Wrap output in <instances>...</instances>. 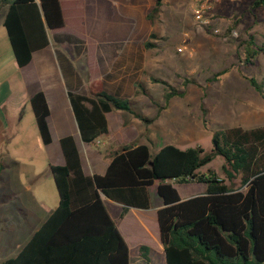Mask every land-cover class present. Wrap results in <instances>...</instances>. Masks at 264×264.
Segmentation results:
<instances>
[{"label":"trees","instance_id":"1","mask_svg":"<svg viewBox=\"0 0 264 264\" xmlns=\"http://www.w3.org/2000/svg\"><path fill=\"white\" fill-rule=\"evenodd\" d=\"M162 5L163 0H156L147 15L152 23ZM2 6L8 7L4 26L19 67L27 66L32 53L48 45L46 27L59 30L66 25L60 0H0ZM252 8L264 9V0H255ZM153 39H157L155 33L145 42L147 49L154 46ZM245 45V62L254 65L253 60L264 55V42L257 45L251 37ZM245 78L264 97V78ZM94 87H90V96L70 94L85 143L109 135L106 114L114 111L152 122L136 111L130 100L95 91ZM136 87L148 94L142 84L136 83ZM169 88L167 101L182 94ZM30 102L42 140L48 145L52 138L45 96L38 93ZM215 138L217 143L210 153L201 147L181 149L172 144L152 153L146 144L125 145L113 153L105 175L90 178L84 176L72 138L62 139L66 164L50 167L58 207L19 254L2 264H131L130 248L101 193L121 204L125 215L129 208H151L150 189L154 185L163 203L158 226L165 264H264V153L258 155L257 150V145L264 143V131L238 128L219 132ZM219 156L225 160L223 170L230 182L244 173V189H233L211 170L200 172ZM5 168L0 162V182ZM174 183L204 184L206 190L182 199ZM139 252L150 264L151 248L143 245Z\"/></svg>","mask_w":264,"mask_h":264},{"label":"crops","instance_id":"2","mask_svg":"<svg viewBox=\"0 0 264 264\" xmlns=\"http://www.w3.org/2000/svg\"><path fill=\"white\" fill-rule=\"evenodd\" d=\"M254 1L252 0V5ZM168 2L169 0H163L164 4H168ZM247 2V0L211 1V24L205 29L211 33H214V30H219L220 32L216 35H224L226 31H230L229 33L236 31V23L231 18L238 17L235 11L236 7L240 3ZM60 3L65 18V27L59 30H50L46 27L48 45L35 50L32 53L31 62L25 67L18 66L4 26L8 7H0V162L6 165L1 174V181L8 173L11 174V170L15 172L14 176L18 180L20 179L17 168L14 170L21 164L16 160L18 156L20 159L30 162L29 167L26 168L28 185L20 183L17 188L14 187L10 197L0 200V205H6L8 201L17 199V195L21 193H25L27 196L25 204L18 208L23 220L14 221L5 214L0 216V264L17 256L33 234L58 207L59 201L58 204H53L47 200H39L36 196L37 189L31 183L38 181V190L43 186L51 191L56 188L50 167L66 164L61 144L62 139L72 138L84 176L89 178L94 175H105L113 153L125 146L123 138L118 137L119 139H117L113 136L114 127H111V118L116 111L106 114L109 135L102 136L93 143H85L78 127L70 94L90 96V87L94 84L95 91L104 92L119 99H124L132 94L140 95L137 94V80L120 75L119 69H128L130 75L139 74V58L146 54L150 65L149 70L154 74L159 72L158 65L169 57L165 46L157 44L156 39L152 40L154 46L149 49L145 47V43H139L140 39H143L144 42L148 41L151 33L160 34L156 30L155 22L153 24L147 18L155 6L156 0H60ZM243 9L245 8L237 10L243 12ZM225 10L229 15L225 14ZM70 14L81 20L79 31L74 30L68 23ZM39 32H41L40 29ZM156 52H160V54L156 55ZM152 53L156 56L151 55ZM116 59L119 62L113 66L112 63ZM115 69L119 73H112ZM220 73L226 75L229 70L226 68ZM225 80L226 78L224 84ZM220 81L222 80L218 81L219 84ZM149 82L151 90L154 89L156 83H162L165 87V90L163 88L164 93L161 94L165 99L163 104L165 108L162 110L166 111L167 102L170 103L175 98L166 100V95L169 92L165 86V83L168 84L167 80L153 76ZM239 82H244L254 98L261 100V97L264 100V97L250 85L245 77L234 76L230 79V83ZM224 84L220 85L225 86ZM233 90L235 92L234 85ZM38 93L44 94L50 112L47 123L52 142L48 145L44 144L42 140L30 102L31 98ZM262 103L264 105L263 101ZM229 107L230 105H227L225 109L228 110ZM19 127L29 130L18 137ZM7 138L9 141H6ZM138 144L140 143L133 145ZM8 146L10 150H8ZM177 147L184 149L181 144ZM16 151H19V154ZM43 164L45 166L42 169ZM177 184L181 185L174 183V185ZM102 197L105 205L107 203L114 204L111 208L115 210L114 214L118 220H121L124 217L122 205L107 199V197ZM161 207H163V203ZM161 207L156 210L157 223L158 211ZM147 222L144 220L143 225L149 228ZM128 237L131 241L134 240L130 235ZM143 245L146 244H138L133 249L135 257L131 259V264H146L139 252ZM150 248V264H158L156 258L160 255L163 256L165 264L160 230L158 247ZM131 253L130 249V256Z\"/></svg>","mask_w":264,"mask_h":264},{"label":"rangeland","instance_id":"3","mask_svg":"<svg viewBox=\"0 0 264 264\" xmlns=\"http://www.w3.org/2000/svg\"><path fill=\"white\" fill-rule=\"evenodd\" d=\"M205 1L211 2V0ZM247 1V3H240L238 8L236 7L238 17L231 18L236 23L235 29L238 37L232 36L227 31L224 35H216L199 26L194 17V10L204 2L203 0H169L168 4L163 3L160 12L154 18L156 30L160 33L156 34V43L165 46L169 57L158 65L159 72L153 74L149 70L150 65L146 54L139 58V74L130 75L128 69H119L120 75L137 80V83L142 84L150 93L144 94L141 87H136L137 94L140 95H128L124 100L135 102V110L152 122L146 123L131 114L116 112L111 118L114 137L123 138L125 145L146 144L152 153L166 144L176 146L181 144L184 149L201 147L206 153H210L215 149V142H217L215 135L219 132L229 133L238 128L244 131H264V107H262L264 100L261 97L262 101L254 98L244 82L230 83V79L234 76L237 78L238 76L241 78L254 77L260 81L264 78V55L254 59V65L245 62L247 56L245 42L251 36L254 37L257 45H262L264 42V10L253 9L252 0ZM241 8H245L243 12L237 10ZM225 14L229 15L228 11ZM68 23L74 30H80L79 17L68 15ZM139 43L144 44L145 42L140 39ZM184 46L187 49L182 53L179 52L178 49ZM92 50L93 46L90 49L91 53ZM159 54L160 52H156V55ZM151 55L156 56L154 53ZM118 62L119 60L116 59L112 65ZM124 62L123 59V64ZM226 68L229 73L224 74L226 78L224 84L225 78L220 72ZM117 71L115 69L112 73ZM153 76L167 80L168 84H165L167 91L169 87H173L182 93L175 96L170 103L167 102L166 111L162 110L165 108L163 105L165 99L161 94L164 93L163 88L165 90L163 84H154L153 90L149 87V79ZM219 80H222L220 84L225 86H221L218 83ZM227 105H230L228 110L225 109ZM18 130L17 135L21 137L29 129L19 127ZM8 150H10L9 146ZM257 150L258 155L264 153V143H259ZM16 152L19 154V151ZM16 160L21 163L14 168V170L17 168V174L20 173V181L14 176L15 172L11 170V174L8 173L0 182V200L10 197L14 187L17 188L20 183L26 185L29 183L26 180V168L29 167L30 162L20 159L19 156ZM224 164L225 160L219 156L202 167L200 172L207 174L211 170L233 189H244L242 184L244 173L240 172L230 182L223 170ZM44 166L43 164L42 169ZM31 184L36 187V196L39 200L58 204L59 197L56 188L55 191H51L43 186L38 190V181ZM156 186L151 189L149 210L132 208L121 220H118L114 214L115 210L111 208L114 204H106L112 218L128 242L132 252L131 259L135 257L133 249L138 244L144 243L154 249L158 247L159 229L156 210L162 206V202ZM175 187L183 199L201 194L206 190L204 184L197 183L177 184ZM16 188L15 190H18ZM16 198L8 201L6 205H0V216L5 214L14 221L23 220L18 208L25 204L27 196L21 193ZM144 220L148 221L149 228L143 225ZM128 235L134 240L131 241ZM156 261L158 264H164L163 256L157 257Z\"/></svg>","mask_w":264,"mask_h":264},{"label":"built area","instance_id":"4","mask_svg":"<svg viewBox=\"0 0 264 264\" xmlns=\"http://www.w3.org/2000/svg\"><path fill=\"white\" fill-rule=\"evenodd\" d=\"M212 2H218L219 0H211ZM211 2L204 1L200 4L199 7H197L194 10V17L196 22L201 26L202 28L210 27L211 24ZM215 34H218L220 31L219 30H214L213 31ZM232 36L238 37V32L237 31H232L231 33ZM187 47L184 46V48H179V52H184Z\"/></svg>","mask_w":264,"mask_h":264},{"label":"water","instance_id":"5","mask_svg":"<svg viewBox=\"0 0 264 264\" xmlns=\"http://www.w3.org/2000/svg\"><path fill=\"white\" fill-rule=\"evenodd\" d=\"M217 142H215V145H216ZM150 166L152 167L153 166V163H150ZM102 196L106 197L103 193H101Z\"/></svg>","mask_w":264,"mask_h":264}]
</instances>
